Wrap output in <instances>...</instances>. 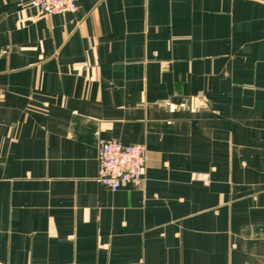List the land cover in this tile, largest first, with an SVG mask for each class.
I'll list each match as a JSON object with an SVG mask.
<instances>
[{"label": "crops", "instance_id": "0c3cea01", "mask_svg": "<svg viewBox=\"0 0 264 264\" xmlns=\"http://www.w3.org/2000/svg\"><path fill=\"white\" fill-rule=\"evenodd\" d=\"M30 1L0 0V264H264V0Z\"/></svg>", "mask_w": 264, "mask_h": 264}, {"label": "built area", "instance_id": "2783aa9c", "mask_svg": "<svg viewBox=\"0 0 264 264\" xmlns=\"http://www.w3.org/2000/svg\"><path fill=\"white\" fill-rule=\"evenodd\" d=\"M29 4L44 15L73 12L77 8L76 0H31ZM96 148L97 180L104 186L115 191L125 184H143V171L149 159L148 151L143 145L99 139Z\"/></svg>", "mask_w": 264, "mask_h": 264}]
</instances>
